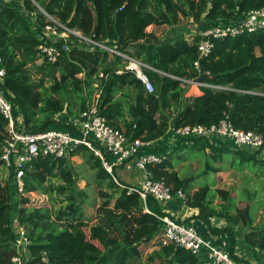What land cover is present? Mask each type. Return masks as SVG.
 <instances>
[{
	"label": "trees",
	"instance_id": "trees-1",
	"mask_svg": "<svg viewBox=\"0 0 264 264\" xmlns=\"http://www.w3.org/2000/svg\"><path fill=\"white\" fill-rule=\"evenodd\" d=\"M262 7L264 0L0 1V58L5 70L0 89L13 105L14 117L21 115L26 132L71 129L72 121L68 123V118L77 119L92 104L91 97L97 90L98 114L109 126L123 128L131 139L153 142L170 128L209 127L224 118L235 129L255 131L264 139V29L234 38H211L212 50L199 61V70L193 66L198 59L197 43L201 39L198 33L192 43L183 37L161 42L153 31H147L150 26H175L181 15L195 23L204 20L228 24L236 16H246ZM47 25L59 32H64L60 26L70 32L78 31L84 38L68 33L72 42L59 51L56 61L36 66L41 74L53 79L50 87L42 82L33 84L26 71V66L33 65L39 57V34ZM102 46L145 63L149 68L144 72L153 93H147L133 72L125 69L126 62L121 57L112 55L110 60ZM201 72L209 77L203 82L216 88L200 87V95L181 106L186 87L183 81H191ZM126 88L134 91L133 100L127 101L129 98L123 95L122 102L116 94ZM52 94L59 98L54 100ZM62 112L67 119L53 118ZM125 114L129 120L124 118ZM6 126L7 121L0 115V144L6 139ZM201 139L179 138L181 142ZM209 146L220 156L231 152L226 147ZM79 154L95 172L94 183L101 200L99 210L106 211V218L87 234V218L81 209L85 193L77 189L68 161L37 159L25 168L23 194L18 198L11 178L0 186V264H10L14 255L15 218L31 241L28 249L31 264H136L142 255L140 245L161 233L163 224L157 217L165 214L145 212L139 195L129 193L128 186L116 180L124 188L118 186L113 171L109 174L93 151L79 146L70 157ZM237 157L240 168L254 161L253 166L260 167L259 175L263 174L264 161L259 152L232 151L231 160ZM171 168L172 163L166 160L148 170L154 180H163L173 191L187 192L185 181L176 172H168ZM32 193L50 198L54 195L59 206L52 211L33 205ZM208 193L205 185L187 197L186 205L198 209L196 218L213 234L231 235L232 230L211 224L210 218L218 213L209 208L213 196L208 199ZM219 193L224 201L228 199L227 192L219 190ZM239 213L242 222L251 226L245 209ZM113 232L117 235L110 236ZM245 238L264 249V225L259 230L251 229ZM42 253L46 262L41 260ZM155 260L160 264H196L197 258L183 248L167 244L157 257L150 258Z\"/></svg>",
	"mask_w": 264,
	"mask_h": 264
},
{
	"label": "built area",
	"instance_id": "built-area-1",
	"mask_svg": "<svg viewBox=\"0 0 264 264\" xmlns=\"http://www.w3.org/2000/svg\"><path fill=\"white\" fill-rule=\"evenodd\" d=\"M0 1L4 3L10 2V0ZM45 15L47 16V14ZM60 27L64 30V32H61L62 35L72 33L78 36L75 32H70L68 29ZM43 29L55 35L58 32L56 27L49 25ZM262 29H264V7L242 16L241 20L234 24H227L223 21L221 24H212L211 27L198 33L201 39L197 43L198 59L193 63L194 68L199 70V61L210 54L213 46L211 38H234ZM82 39L84 38L82 37ZM87 41L91 42L90 40ZM63 46L54 47L42 42L38 49L44 58L50 63H54L59 56V51L67 49L66 45ZM102 48L107 50L105 47ZM110 51L126 62L125 69L133 72L147 93H153V86L144 72L145 69L149 68L145 63L113 49ZM4 77L5 70L0 58V85L3 84ZM187 83L198 87L216 88L204 82L193 83L191 80ZM12 106L0 89V115L7 121V136L4 143L0 144V167H4L9 172L12 185L17 193L16 197L23 194L25 168L30 166L33 161L40 158L67 159L79 146H84L98 156L103 168L109 174L112 173L115 166L125 168L128 171L135 169L143 174L144 180L140 186L128 187V192H136L145 204V209L148 199H153L158 203H167L176 198L183 204L187 203L186 193L181 189L173 191L163 180H154L152 178L148 167L160 165L165 161L163 155L150 151L153 147V142L143 141L139 138L131 139L123 131L109 126L105 118L98 114L95 101L77 119L72 121L71 129H48L41 132H26L22 127V123L14 117ZM171 130L177 138H207L215 136L226 141V144H231L234 151L259 152L260 158L264 161L263 137L255 131L235 129L227 118L209 127L186 125L171 128ZM114 181L117 183L115 178ZM117 184L124 188L123 185ZM157 218L163 224L161 234L168 242L167 244L183 248L194 256L201 249H205L207 252L206 264H237L227 252L213 245L211 241L201 238L193 226L185 225L168 216ZM12 228L15 233V239L12 244L14 255L10 264H28V249L31 246V241L16 218L12 220ZM41 260L46 262L45 253L41 254Z\"/></svg>",
	"mask_w": 264,
	"mask_h": 264
},
{
	"label": "rangeland",
	"instance_id": "rangeland-1",
	"mask_svg": "<svg viewBox=\"0 0 264 264\" xmlns=\"http://www.w3.org/2000/svg\"><path fill=\"white\" fill-rule=\"evenodd\" d=\"M240 20L241 18H234L230 23L234 24ZM217 23L221 24L222 21H217ZM196 25L198 24H195L191 18L181 15L179 22L175 26H150L147 31H153L155 36H157L161 42H166L168 38L175 36L182 27H185L188 30L198 29L200 31V25L198 27H196ZM75 34L82 37L78 31H75ZM57 35H59L60 38L64 40V42L61 41V45L59 47H64L63 45L67 46L68 43L72 42L69 40L68 34L62 35V33L58 31ZM105 48H107L106 51L109 54L108 58L111 60L114 53L110 51L111 48L106 46ZM37 53V56L39 57L35 63L33 65L26 66L29 80L33 82V84H40V82H42L45 87H50L53 84V79L49 76H44V74H41V72L36 67L40 66L42 63H44L46 66V64L50 62L41 55L38 46ZM57 74L58 70L55 72V75ZM187 82L188 81H183L185 84ZM40 89L41 87H37V90ZM123 95L129 98L126 99L127 101H131L133 100L134 91L127 88L123 89L121 92L116 94V98L124 102L125 99L122 98ZM51 97L54 100L59 98L55 94H52ZM97 98L98 91L95 90L91 97L90 104ZM190 100H182V102L184 101L183 104L185 105L186 103L190 102ZM170 113L172 116L173 113ZM38 118L43 120L44 117L39 115ZM53 118L59 121L63 118H66V114L64 112L55 114ZM18 120L22 123L21 115H19ZM73 120L75 119L68 118L67 122L69 123ZM223 146L231 151L227 154H223V157L220 156L219 153L213 152L208 148V146L204 147V151H189L181 154L178 152V155H175L174 152H171L167 156L170 157L169 160L173 165L171 169H168V172H176L180 179L185 181V184L188 187L187 192H185L187 197L193 196L198 190L203 188V186L207 185L209 188L207 198L209 199V197L213 196L212 204L215 203V205L219 207L217 209L218 216L211 217V223L217 227L227 225L228 227L226 228L232 230L235 236L241 239L243 236L245 237V232H250L249 229L259 230V228L264 225V172L262 175H259L260 167L258 164L254 167L253 165L255 163H252L254 161H250L240 168V157L235 158V160H231L233 151L232 145L226 144L224 142ZM189 155L192 157L195 155V157L192 159V157ZM218 158L220 160H218ZM185 159L189 160H186L185 162ZM66 160L71 166L76 177L77 189L83 190L85 193V200L81 205V209L87 218V227L85 230L88 234L90 233L91 228L99 224L101 219L106 218V211L102 212L99 210V206H101V200L98 197V189L94 183L95 172L90 170V168L84 163L81 154L72 157L69 156ZM113 175L124 184L134 183L136 182L134 179L135 176H138L139 178L142 176L141 172L136 171L135 169L128 171L125 168L118 166L113 167ZM8 179L10 180L9 172L4 167H0V186H3L6 182H8ZM55 184H58V181H55ZM219 190L227 192L228 199L226 201L221 198ZM30 198L33 205L50 208L52 211L57 209L59 206V199L54 195L52 198H50L48 195L32 193ZM221 203H224V208H221ZM157 205L160 207L159 203ZM244 209L245 212L247 210L248 217L251 220V226L249 229L247 225L242 222L239 213V211H244ZM110 234V236L117 235L116 232ZM167 243L168 242L164 239L163 235L159 232V234L150 242L141 244L139 248L142 255L136 264H159L156 260L155 262L150 261V258L157 257L161 247L165 246ZM260 253L262 256H264V253ZM28 257L31 259L30 255Z\"/></svg>",
	"mask_w": 264,
	"mask_h": 264
},
{
	"label": "crops",
	"instance_id": "crops-1",
	"mask_svg": "<svg viewBox=\"0 0 264 264\" xmlns=\"http://www.w3.org/2000/svg\"><path fill=\"white\" fill-rule=\"evenodd\" d=\"M239 18H242V16L238 15L235 17V19H239ZM195 24H198V25H196V27H198L200 25V28H201L200 31L198 29L188 30L187 28L182 27L179 29V32L176 33L175 36L168 38L166 42H173L177 38L183 37V38H185V40L188 43H192V39H193L195 34L200 33L203 30H205L206 28L211 27L212 24L216 25V23L206 22L204 20L199 22V23H195ZM194 27H195V25H194ZM39 40H40V43L44 42V43L51 45V46H54V47H59L61 45V41L64 42V40L61 39L59 35H55L53 33L46 32V31H44V29H42L40 34H39ZM200 93H201L200 87L195 86L194 84H189V83L187 84L186 83L185 93L183 95L182 100L189 101L190 99H193L195 96L200 95ZM183 103H184V101L181 102V106H183ZM15 118L18 120L19 116H16ZM124 118L126 120L130 119L127 114H125ZM121 131L125 132V130L123 128L121 129ZM224 142L226 143V141H224L223 139L217 138L215 136L203 138L197 142H192V141L181 142L179 140V138H177L173 134V132L170 128L165 133V135L163 137L157 139L156 141H153V147L150 151L157 153V154H161L164 156L165 161L166 160L170 161L169 160L170 157L167 155L170 154L171 152H174L176 155L178 152H180V154H181V153H185V152H189V151L190 152H194V151L197 152L199 150L204 151L203 149L206 146H208V148L211 149V146H209V145H212L213 147H216V146L217 147H224L223 146ZM190 157H192V156H190ZM194 157H195V155L192 157V159ZM108 159H110V158L108 157ZM186 160H189V159H185L184 161L186 162ZM141 175H142L141 178H139L138 176H135L134 179L136 180V182L130 183V184H124V183L120 182L116 177L115 178L120 183H122L123 185H127L128 187H131V186L132 187H139L140 184L144 180V176L142 173H141ZM185 186H187V185L185 184ZM157 204H158V202H156L155 200L148 199V201L146 202V209H144V211L147 213H150V214L162 212L163 214H165V216H168L169 218L176 219L185 225L193 226L201 238L211 241V243L213 245L218 246L223 251L227 252L230 255V257L233 258V260L236 261L238 264H264V256H262L260 253V252L264 253V249H260L258 247V243L252 244L249 241H247V239L244 236H243V238L239 239L235 236L233 231H232L233 233L231 235H227L226 233H222V234L214 233L213 234L203 221L196 218V216L198 215V212H199L197 208L189 207L188 205L183 204L180 200H178L176 198L167 202V203H159L160 207H158ZM223 204L222 203L220 204L221 208H224ZM212 205H213V207H212ZM209 208L217 211V209L219 207H217L215 205V203H213L209 206ZM237 213H238V211H237ZM246 214H247V210H246ZM212 217H214V216H212ZM220 227L224 228V227H228V226L224 225V226H220ZM247 227L249 229L250 226L247 225ZM249 231H251V230L249 229ZM246 233H248V232H245V234ZM196 258H197L196 264H206V261H207L206 250L201 249L199 251V253L196 255ZM260 260H262V261H260ZM28 264H31L30 258H29Z\"/></svg>",
	"mask_w": 264,
	"mask_h": 264
},
{
	"label": "water",
	"instance_id": "water-1",
	"mask_svg": "<svg viewBox=\"0 0 264 264\" xmlns=\"http://www.w3.org/2000/svg\"><path fill=\"white\" fill-rule=\"evenodd\" d=\"M207 79H209L208 75L201 72L197 78L192 80V82L193 83H200V82H203L204 80H207Z\"/></svg>",
	"mask_w": 264,
	"mask_h": 264
}]
</instances>
